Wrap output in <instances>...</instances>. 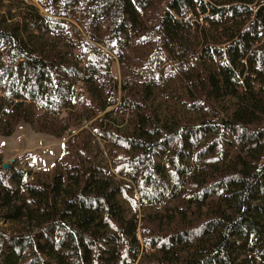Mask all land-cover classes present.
Instances as JSON below:
<instances>
[{
  "label": "trees",
  "instance_id": "trees-1",
  "mask_svg": "<svg viewBox=\"0 0 264 264\" xmlns=\"http://www.w3.org/2000/svg\"><path fill=\"white\" fill-rule=\"evenodd\" d=\"M2 2L0 134L70 140L0 168V264H264V0Z\"/></svg>",
  "mask_w": 264,
  "mask_h": 264
},
{
  "label": "rangeland",
  "instance_id": "rangeland-1",
  "mask_svg": "<svg viewBox=\"0 0 264 264\" xmlns=\"http://www.w3.org/2000/svg\"><path fill=\"white\" fill-rule=\"evenodd\" d=\"M1 2L2 0H0V17H9L7 15L9 4L7 2ZM115 74L117 77L120 76L118 66H116ZM178 93L180 94L181 90ZM151 106L159 123L162 126L172 129L199 122L203 117L201 114L189 112L176 101L164 100L158 93L153 98ZM86 129H88V126L75 130L74 136H77ZM69 140V136H66L62 140H56L52 137L37 133L28 125L21 124L10 137H4L0 134V168H6L15 161H18L20 168L24 171L31 172L33 178L36 179L45 176L52 178L57 173L58 161L62 157V149ZM98 141L100 153L103 154L104 144L100 140ZM120 203L125 208H128V204L124 200L120 199ZM154 213H157V211L150 210L147 212V214ZM1 226L5 230L10 229L9 226L3 224Z\"/></svg>",
  "mask_w": 264,
  "mask_h": 264
}]
</instances>
